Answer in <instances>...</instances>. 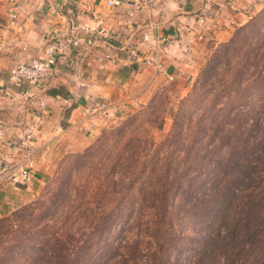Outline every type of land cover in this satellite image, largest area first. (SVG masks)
Masks as SVG:
<instances>
[{
    "label": "trees",
    "instance_id": "trees-1",
    "mask_svg": "<svg viewBox=\"0 0 264 264\" xmlns=\"http://www.w3.org/2000/svg\"><path fill=\"white\" fill-rule=\"evenodd\" d=\"M231 44L229 40L219 46L198 80L221 57L229 68L233 58L225 55ZM237 69L231 83L243 81L242 70ZM244 94L236 90L231 99L238 102ZM255 108L236 107L222 118L230 129L238 130L235 118L240 116L245 125L226 141L220 136L224 142L213 138V151L190 149L202 147L204 141L195 144L193 136L190 140L191 122L184 126L188 139H180L181 151L176 154L171 135L167 137L171 143L148 152L154 144L139 136L125 137L121 130L111 138L102 135L88 150L99 151V159L82 165L89 174L102 170L103 186L82 185L84 196L78 191L73 200H66L72 191L67 184L55 190L53 200L1 219L0 239L7 236L11 244L3 247L0 263L8 252L28 249L32 264L46 257L59 259L54 264H264V104ZM203 145L207 147L206 142ZM204 157L211 164L196 168L194 163ZM118 167L123 174L115 180ZM53 219L60 226L49 232L57 225L51 226ZM71 221L80 225L77 232L67 225ZM184 221L191 224L190 235L180 233Z\"/></svg>",
    "mask_w": 264,
    "mask_h": 264
},
{
    "label": "crops",
    "instance_id": "crops-1",
    "mask_svg": "<svg viewBox=\"0 0 264 264\" xmlns=\"http://www.w3.org/2000/svg\"><path fill=\"white\" fill-rule=\"evenodd\" d=\"M107 1L20 0L14 9L16 25L8 26L6 2L0 0L4 27L0 40L11 52L0 59V88L12 89V97L0 98V122L6 126L0 148L8 166L25 163L30 174L27 180L4 177L0 216L13 196L14 200L22 197V189L43 183L52 168L51 151L85 145L116 111V115L125 114L146 103L164 85L173 92H184L209 51L244 24L263 2L116 0L117 5L108 6ZM199 17L204 18L203 24ZM70 20L81 25L99 20L107 37L92 33L91 44L82 42L78 55L66 48L50 76L36 86L11 84L8 71L12 64L44 58L51 45L47 36L63 31ZM144 35L148 41H143ZM166 40L172 44L169 52L163 53L160 47ZM148 59L149 64L144 62ZM96 100L108 102L112 108L99 109ZM27 127L34 140L26 149L13 148Z\"/></svg>",
    "mask_w": 264,
    "mask_h": 264
},
{
    "label": "rangeland",
    "instance_id": "rangeland-1",
    "mask_svg": "<svg viewBox=\"0 0 264 264\" xmlns=\"http://www.w3.org/2000/svg\"><path fill=\"white\" fill-rule=\"evenodd\" d=\"M229 40L233 41V44H231L229 51H226L225 55V57L233 58L229 68L224 67L223 57H221L213 67L205 72L201 81L198 80L209 58L219 49L221 44L227 43ZM246 63L248 64L245 65ZM243 65L244 67L241 69ZM237 67L242 70L240 71V78L243 81L242 83L235 84L231 83L230 78L238 72ZM236 90L245 94L242 100L233 102L231 97H233ZM147 100L146 103L139 104L125 114L116 115L118 112L116 111L113 115L115 117L85 145L76 149L65 150L62 148L54 152L51 151L49 159L51 160L52 168L46 174L47 176L43 180V183H35L31 185L29 190L22 189V197H17L16 200H14L13 196L11 198L12 200H9V204L6 206L7 208H5L4 214L0 216V220L12 217L13 213L24 207H36L46 200H53V194L58 187L62 186L65 188L69 184L72 187V191L68 192L67 195L70 193V196L66 200H73L78 191L80 195L84 196L85 193H82L83 190L80 186L83 185L85 189L89 184L96 186L103 183L102 170H98L101 174H89L87 171H83L84 165H82L88 161L99 159V151L96 152L93 150L92 152H88V150L102 135H108V138H111L113 133L115 134L118 132L117 130H121L122 135L125 137L135 139V137L139 136L144 140H148L150 144H154L147 152L152 151L155 147L162 148L161 145L163 143L168 144V140L169 143L172 140L175 141L173 145L177 148L174 149V154H176L181 151L182 141L188 139L184 138L186 134H184L183 129L189 122H191L189 131L190 140H192V136L194 137L195 144L204 140L200 143L202 147L190 148L194 152L197 148L201 152L204 151L203 148L208 149V151H213V142H211L213 138L215 140L219 138V141L224 142L220 139V136L226 141L230 136H235L239 131L241 132L245 125L242 119L243 116L238 117V119L235 118V121L240 123L237 126L238 130L230 129L228 124L222 122V118L230 116L228 112L233 108L241 107L243 111H250L252 106L257 109L260 108V105L264 104V0L261 2L258 10L244 24L237 27L226 40L219 42L209 51V54L205 57V60L198 68L196 75L191 79L184 92H173L170 90L169 85H164ZM176 119L179 120L177 124ZM198 128H203L201 133L197 132ZM172 129L176 132L172 131ZM170 135L171 140L167 138ZM205 142L207 143V147L203 145ZM215 145L217 146V143ZM92 154L93 156H91ZM210 164L211 160L208 157H204L202 160L194 163L196 168L201 166L208 167ZM119 168L116 169L114 174L115 180L123 174ZM65 198L66 196L59 200H65ZM144 199L147 200V197ZM65 211L66 207L60 214V218L65 216ZM179 216H182L180 212ZM73 222H68L67 225H70V228L77 232L80 225L78 223L73 224ZM51 223V226L57 225L50 228L49 232H52V230L60 226V223H57L54 219ZM183 223L184 226L180 232L181 235H184V233L190 235L192 231L191 224L188 221H184ZM63 225H65L64 222ZM114 232L115 229L113 233H108L106 235L107 239L112 238ZM136 232L137 230L133 233ZM78 237L79 234L77 233L75 239ZM28 242L32 244L31 241ZM10 244L11 239L3 236L0 239V254L2 253L3 247ZM48 245L46 244L47 247ZM97 245L94 243L92 248L95 249ZM143 247L142 259L145 261L147 254L145 248H148L147 239L144 240ZM31 255L32 252L28 249H14L12 252L7 253L6 259L0 264H32ZM36 262L38 264H54L59 262V259L52 258L50 260V258L46 257Z\"/></svg>",
    "mask_w": 264,
    "mask_h": 264
},
{
    "label": "built area",
    "instance_id": "built-area-1",
    "mask_svg": "<svg viewBox=\"0 0 264 264\" xmlns=\"http://www.w3.org/2000/svg\"><path fill=\"white\" fill-rule=\"evenodd\" d=\"M20 0H5L6 2V24L8 26L16 25V10L15 7ZM181 2H186L188 0H179ZM118 2L116 0H108L107 5L113 6L117 5ZM198 22L200 24L204 23V18L199 17ZM3 26L0 23V32L3 30ZM63 31L57 33H51L47 36V39L51 42L49 52L45 54L44 58H31L27 61H16L12 64L8 71V81L13 85H19L22 82H27L33 86L38 85L43 80L47 79L52 69L55 65L61 60V56L64 53V50L74 49L76 51V55L80 54L79 49L82 42L86 44H91L92 42V33L99 35L103 38L106 36V31L101 26L99 20H95L91 25H81L76 24L73 21H67L63 26ZM143 41H148V36H143ZM172 42L170 40H166L161 44V50L163 53L169 52V48ZM22 51H25L23 48ZM7 50L6 44L0 40V59L5 55L10 54ZM151 60H144L146 63H150ZM160 68V66H157ZM1 72V68H0ZM12 97V89L11 88H0V98L6 99ZM43 105V103H42ZM94 105L99 109H110L112 105L108 102H104L103 100H96ZM94 109V108H93ZM6 133V126L0 122V139H4ZM34 140V133L32 129L26 128L23 133V139L19 142H15L12 144L13 148H23L26 149L29 144ZM29 167L25 164H18L16 166H8L7 161L1 151L0 148V183L6 176H17L22 180L29 179Z\"/></svg>",
    "mask_w": 264,
    "mask_h": 264
}]
</instances>
